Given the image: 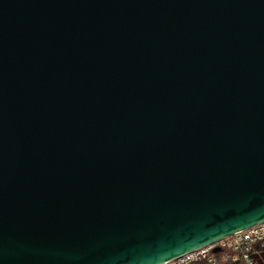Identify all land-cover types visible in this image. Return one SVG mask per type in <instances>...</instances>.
Here are the masks:
<instances>
[{"label": "water", "instance_id": "obj_1", "mask_svg": "<svg viewBox=\"0 0 264 264\" xmlns=\"http://www.w3.org/2000/svg\"><path fill=\"white\" fill-rule=\"evenodd\" d=\"M264 221V0H0V264H160Z\"/></svg>", "mask_w": 264, "mask_h": 264}, {"label": "built area", "instance_id": "obj_2", "mask_svg": "<svg viewBox=\"0 0 264 264\" xmlns=\"http://www.w3.org/2000/svg\"><path fill=\"white\" fill-rule=\"evenodd\" d=\"M160 264H264V221Z\"/></svg>", "mask_w": 264, "mask_h": 264}]
</instances>
